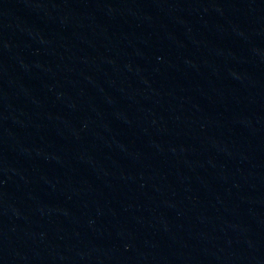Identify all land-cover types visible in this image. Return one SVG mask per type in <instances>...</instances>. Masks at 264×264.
Listing matches in <instances>:
<instances>
[{
  "label": "water",
  "instance_id": "water-1",
  "mask_svg": "<svg viewBox=\"0 0 264 264\" xmlns=\"http://www.w3.org/2000/svg\"><path fill=\"white\" fill-rule=\"evenodd\" d=\"M0 264H264V0H0Z\"/></svg>",
  "mask_w": 264,
  "mask_h": 264
}]
</instances>
